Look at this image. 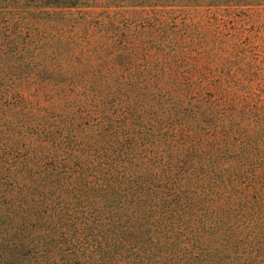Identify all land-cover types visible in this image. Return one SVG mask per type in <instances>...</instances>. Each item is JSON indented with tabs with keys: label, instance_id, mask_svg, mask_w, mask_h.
Segmentation results:
<instances>
[{
	"label": "trees",
	"instance_id": "1",
	"mask_svg": "<svg viewBox=\"0 0 264 264\" xmlns=\"http://www.w3.org/2000/svg\"><path fill=\"white\" fill-rule=\"evenodd\" d=\"M128 2L0 0V70L35 42L31 23ZM23 84L65 106L1 121L0 264H264V119L252 133L225 126L218 142L194 139L197 129L172 139L129 98L109 99L105 81Z\"/></svg>",
	"mask_w": 264,
	"mask_h": 264
},
{
	"label": "rangeland",
	"instance_id": "2",
	"mask_svg": "<svg viewBox=\"0 0 264 264\" xmlns=\"http://www.w3.org/2000/svg\"><path fill=\"white\" fill-rule=\"evenodd\" d=\"M126 1L63 8L69 15L52 17L48 28L31 23L28 40L35 42L0 70V176L6 165L4 117L65 106L51 89L23 84L30 80L105 81L109 99L129 98L148 124L167 128L172 139L197 129L194 139L218 142L225 126H246L252 133L262 125L264 0ZM205 105L214 107L213 114L205 113ZM232 129L229 142L239 138ZM4 237L0 226V244Z\"/></svg>",
	"mask_w": 264,
	"mask_h": 264
}]
</instances>
